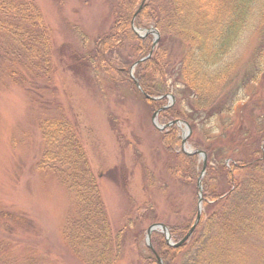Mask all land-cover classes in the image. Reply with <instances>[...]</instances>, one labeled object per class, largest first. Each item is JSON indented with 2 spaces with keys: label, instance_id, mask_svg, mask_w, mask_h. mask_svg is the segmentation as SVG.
Instances as JSON below:
<instances>
[{
  "label": "trees",
  "instance_id": "1",
  "mask_svg": "<svg viewBox=\"0 0 264 264\" xmlns=\"http://www.w3.org/2000/svg\"><path fill=\"white\" fill-rule=\"evenodd\" d=\"M107 3L110 27L87 52H72L73 67L91 73L102 93L115 91L110 94L113 106L122 109L120 129L143 124L168 95L174 98L159 116L185 122L188 144L205 154L201 216L179 248L167 246L159 232L151 235L153 251L141 245L153 224L180 241L196 216L202 162L180 151L174 124L156 130L161 161L152 167L140 161L145 197L129 203L124 226L114 231L80 127L56 102L52 32L34 0H0V91L14 86L25 92L27 123L15 130L18 143L41 181L66 195L57 227L62 262L122 264L130 253L127 264H157L155 255L162 264H241L251 240L264 246V0H145L133 25L155 29L159 40L133 68V79L129 69L152 47L131 31L141 0ZM246 37L251 45L244 44ZM241 47L251 53L246 67L237 69ZM117 128L111 127L113 137ZM195 131L204 142L193 137ZM40 234L27 215L0 205V264H49L38 247L27 244ZM13 241L25 246L21 257L13 256Z\"/></svg>",
  "mask_w": 264,
  "mask_h": 264
},
{
  "label": "rangeland",
  "instance_id": "2",
  "mask_svg": "<svg viewBox=\"0 0 264 264\" xmlns=\"http://www.w3.org/2000/svg\"><path fill=\"white\" fill-rule=\"evenodd\" d=\"M34 2L52 32L57 51L55 72L51 77L56 102L80 127L91 170L98 180L101 198L112 227L116 231L125 224L122 218L129 210V203L145 197L141 188L143 171L141 172L140 161L145 159L144 165L149 167L156 164L157 160L161 161L158 153L157 129L152 124L153 113L147 116L146 122L142 124L141 121V124L139 123L132 130L120 129L122 109L113 106L112 102L115 99L110 94L115 91L110 87L102 93L105 90L97 85L91 73L84 75L82 69L73 67L72 52L77 54L87 52L92 48L96 36L103 32V29L107 30L110 27V8L107 0H34ZM140 5L141 3L137 5V9ZM133 28L141 32L149 29L134 25ZM82 36L85 37V41ZM141 36L144 35L141 33ZM136 37L149 44H152L156 38L153 33H148L142 38ZM251 42L253 43V39L246 37L244 44L251 45ZM243 47L241 50L244 49ZM250 53L251 51L244 49L237 69L246 67ZM128 72V77L133 79V70L130 73L129 69ZM174 102V98L167 99L161 109L169 108ZM28 107L29 102L22 89L8 86L0 91V205L12 212L27 215L37 226L41 232L37 237L38 240L34 243L28 240L27 244L30 247H38L37 252L43 254L49 264H67L62 262L66 254L60 246L57 235V227L67 205L66 195L57 185L41 181L42 179L32 169L30 159L25 157L24 149L18 143L20 132H15L17 128L22 130L26 126ZM155 120L158 126L167 124L160 118L159 113ZM132 122L134 124V121ZM180 122L181 124L174 125L180 139V151L183 153V149L195 150L187 142L191 135L190 128V135L182 145L185 127L183 122ZM114 123L118 124L116 130L119 132L115 137L112 136L111 129ZM38 137V134H35L33 140L37 141ZM193 137L204 142L201 131H195ZM197 160L200 162L201 159L197 156ZM160 177L163 178L159 173L158 178ZM198 194L202 198L201 191ZM146 226L148 225L145 223L144 227ZM15 232L12 233V240L17 238ZM15 243H18V246ZM141 245H145V237ZM141 245L139 248H142ZM13 246L15 250L13 256L21 257L25 246L16 241H13ZM129 257H131L130 253ZM129 257L125 256L122 264H127ZM263 259L264 246L251 240L247 257L241 264H261Z\"/></svg>",
  "mask_w": 264,
  "mask_h": 264
},
{
  "label": "water",
  "instance_id": "3",
  "mask_svg": "<svg viewBox=\"0 0 264 264\" xmlns=\"http://www.w3.org/2000/svg\"><path fill=\"white\" fill-rule=\"evenodd\" d=\"M144 1H145V0H142V3H141V5L138 7L137 11L135 12V15L141 10ZM135 15H134V17H135ZM134 17H133V18H134ZM131 25H132V31H133V33H134L136 36L140 37V38L144 37V36H145L146 34H148V33H153V34H155L156 38H155V41L152 43V48L155 46V44H156V42H157V39H158V34H157V32H156L155 30H153V29H148V30H145V31H142V32H141V31H137L136 29L133 28V22H131ZM141 33H142L144 36H141ZM149 56H150V55H148L147 57L142 58V59L138 60L136 63H134V65H133V66L131 67V69H130V72L132 71V69H133L138 63L143 62L144 60H146L147 58H149ZM137 87H138V85H137ZM145 97H146L147 99H150V100L157 99V98H150V97H148V96H145ZM170 98H171V97H170ZM164 109H165V108H164ZM157 113H158V111L155 112V113L152 115V124L154 125V127H155L157 130H163L164 128H166V127H168V126H171V125H173V124H175V123H176V124H180V122H170V123H168V124H166V125L158 126V125L156 124V122H155V121H156V120H155V117H156ZM184 127H185V132H184V134H183L182 145H184L185 140H187V138H188L189 135H190V130H189V128H188V125H187V124H184ZM183 153L186 154V155H197L198 157L201 158V160H202V164H203V165H202L201 174H200V178H201L202 175H203L204 172H205V166H206V157H205V154H204L203 152H201V151H192V150H189V149H188V150L183 149ZM197 188H198V190H199V192H200L201 189H200V181H199V180H198ZM201 204H202V199H201V196H200V194H199V196H198V202H197V208H196V216H195V219H194L192 225L189 227V229H188V231L186 232V234L183 236V238H182L180 241L176 242V243H175V242H172V240H171V236H170V234H169L167 228H166L164 225H162V224H154V225L149 226V227L147 228V230H146V234H145V243H146L147 248L150 249L151 251H153V250H152V247H151V244H150V237H151V235H152L153 233H155V232H160V233L164 236V240H165L166 245H168V246H170V247H172V248H174V249L179 248L181 245H183V244L187 241V239L192 235L193 231L195 230V228H196V226H197V224H198V222H199V219H200V216H201ZM153 253H154V252H153ZM154 254H155V253H154ZM155 259H156L157 264H162L161 259H160L159 257H157L156 255H155Z\"/></svg>",
  "mask_w": 264,
  "mask_h": 264
},
{
  "label": "bare ground",
  "instance_id": "4",
  "mask_svg": "<svg viewBox=\"0 0 264 264\" xmlns=\"http://www.w3.org/2000/svg\"><path fill=\"white\" fill-rule=\"evenodd\" d=\"M153 49H154V48H152V47H151V50H150V52H149V54H148V55H151V53H152Z\"/></svg>",
  "mask_w": 264,
  "mask_h": 264
}]
</instances>
